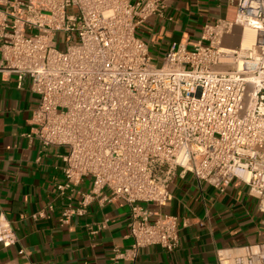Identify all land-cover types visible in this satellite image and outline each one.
Segmentation results:
<instances>
[{
	"label": "built area",
	"instance_id": "built-area-1",
	"mask_svg": "<svg viewBox=\"0 0 264 264\" xmlns=\"http://www.w3.org/2000/svg\"><path fill=\"white\" fill-rule=\"evenodd\" d=\"M236 1L234 21L205 24L157 64L138 28L165 0H0V79L16 75L38 96L25 135L58 148L60 195L92 183L61 222L98 196L130 207L133 243L114 246L111 264L134 263L148 246L178 248L177 216L150 205L166 206L179 177L221 191L239 180L264 212V0ZM237 26L255 30L253 44L227 43ZM17 242L0 206V246ZM216 259L264 264V240L218 248Z\"/></svg>",
	"mask_w": 264,
	"mask_h": 264
},
{
	"label": "crops",
	"instance_id": "crops-1",
	"mask_svg": "<svg viewBox=\"0 0 264 264\" xmlns=\"http://www.w3.org/2000/svg\"><path fill=\"white\" fill-rule=\"evenodd\" d=\"M237 10L236 0H165L163 14L143 23L138 33L149 44L153 59L161 62L174 42L193 43L205 24L234 21ZM242 40L238 26L226 39L232 47H239ZM37 102L28 81L20 85L16 75L0 79V206L18 236L11 248L0 246V259L9 264H111L114 246L125 249L133 243L130 207L122 199L98 196L84 215L61 222L62 209L70 203L77 206L92 183L85 178L64 195L56 190L64 179L58 148H45L25 135L32 130L30 118ZM171 191L166 206H150L177 216L178 248L148 246L134 263L118 264H218V248L264 240V212L239 180L221 191L188 174L177 178ZM39 212L43 216L34 218Z\"/></svg>",
	"mask_w": 264,
	"mask_h": 264
},
{
	"label": "bare ground",
	"instance_id": "bare-ground-1",
	"mask_svg": "<svg viewBox=\"0 0 264 264\" xmlns=\"http://www.w3.org/2000/svg\"><path fill=\"white\" fill-rule=\"evenodd\" d=\"M256 38V32L251 27H246L243 32V40L242 44L243 46L247 47L254 43Z\"/></svg>",
	"mask_w": 264,
	"mask_h": 264
},
{
	"label": "rangeland",
	"instance_id": "rangeland-1",
	"mask_svg": "<svg viewBox=\"0 0 264 264\" xmlns=\"http://www.w3.org/2000/svg\"><path fill=\"white\" fill-rule=\"evenodd\" d=\"M154 62H156L154 59H153ZM157 64H159L160 62H156Z\"/></svg>",
	"mask_w": 264,
	"mask_h": 264
}]
</instances>
